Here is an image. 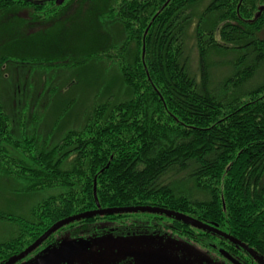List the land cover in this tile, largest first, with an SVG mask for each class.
Returning a JSON list of instances; mask_svg holds the SVG:
<instances>
[{
    "label": "trees",
    "instance_id": "trees-1",
    "mask_svg": "<svg viewBox=\"0 0 264 264\" xmlns=\"http://www.w3.org/2000/svg\"><path fill=\"white\" fill-rule=\"evenodd\" d=\"M202 1L106 0L95 15L119 28L120 44L100 56L117 63L127 98L95 104L53 146L17 136L0 103V177L37 198L27 214L0 211L16 226L0 242V264L83 214L32 252L56 235L87 240L107 230L176 235L220 259L263 264L264 79L255 80L264 69V0H210L189 37ZM51 5L0 0V14L38 23L55 17ZM210 52L235 58L217 66ZM0 58V66L12 59Z\"/></svg>",
    "mask_w": 264,
    "mask_h": 264
},
{
    "label": "rangeland",
    "instance_id": "rangeland-1",
    "mask_svg": "<svg viewBox=\"0 0 264 264\" xmlns=\"http://www.w3.org/2000/svg\"><path fill=\"white\" fill-rule=\"evenodd\" d=\"M209 1L195 6L196 16L186 32L189 37ZM105 3L106 0H64L59 5L53 2L55 17L38 23L0 14V54L12 58L0 66V103L17 136L34 137L40 146L45 143L51 147L66 132L79 129L95 104L107 97L115 102L127 98L117 63L100 56L108 47L120 44L119 28L105 27L95 15L105 8ZM192 44L189 39V49ZM217 53L207 54L209 62L217 66L235 58L231 53ZM110 54L117 56L118 52ZM190 66L194 72L196 52ZM222 69L211 70L214 83ZM262 79L264 69L255 82ZM16 190V182L0 177L2 213L27 214L28 207L37 199ZM15 230L14 223L0 219V242L12 237ZM101 232L90 234L82 251L58 264H226L215 253H207L176 235ZM71 241L56 235L46 246L15 264H35L39 257Z\"/></svg>",
    "mask_w": 264,
    "mask_h": 264
},
{
    "label": "water",
    "instance_id": "water-1",
    "mask_svg": "<svg viewBox=\"0 0 264 264\" xmlns=\"http://www.w3.org/2000/svg\"><path fill=\"white\" fill-rule=\"evenodd\" d=\"M62 1L63 0H55L57 5L61 4ZM263 9H264V7L260 8V10H263ZM143 54H144V46L142 47V56H143ZM95 188H96V182L94 180V182H93V197H94V200L96 202V205L98 206ZM91 214H93V213H89V215H91ZM85 215H88V214H83V215H80L77 217H72V218L62 220V221L56 223L55 225L50 227L35 243H33L31 246H29L27 249H25L23 252H21L19 255H17L13 259L9 260L6 264L17 263L22 258H24L28 254H30L34 250V248L37 245H39V243L44 238H46L53 230H55L58 226H60L64 223H67L71 220L81 218ZM87 243H88L87 240H74L73 242L71 241L69 243H64L59 248H57L56 250L49 251L46 254H44L42 257H39V260H37L35 262V264H58V263H61L65 260H67L68 258L74 256L75 254L79 253L80 251H82L87 246ZM247 251L249 253H251L248 249H247ZM251 254H253V253H251ZM223 256L228 261H230L232 264H236V262L234 260H232L227 254H223ZM259 261L264 264V261H262V260H259Z\"/></svg>",
    "mask_w": 264,
    "mask_h": 264
},
{
    "label": "flooded vegetation",
    "instance_id": "flooded-vegetation-1",
    "mask_svg": "<svg viewBox=\"0 0 264 264\" xmlns=\"http://www.w3.org/2000/svg\"><path fill=\"white\" fill-rule=\"evenodd\" d=\"M63 1H64V0H63ZM63 1H62V2H63ZM52 2L56 3L55 0H52ZM210 253H215V252L212 251V252H210ZM215 255H216V254H215ZM221 256H222L223 260L227 262L226 264H232L230 261H228L226 258H224L223 254H222ZM228 256H229V255H228ZM229 257H230V256H229ZM25 258H27V257H24V259H25ZM217 258L220 259L219 257H217ZM222 258H221V259H222ZM230 258L232 259V257H230ZM21 260H23V258H22ZM232 260H234V259H232ZM234 261L236 262V264H239V263H237L236 260H234Z\"/></svg>",
    "mask_w": 264,
    "mask_h": 264
},
{
    "label": "bare ground",
    "instance_id": "bare-ground-1",
    "mask_svg": "<svg viewBox=\"0 0 264 264\" xmlns=\"http://www.w3.org/2000/svg\"><path fill=\"white\" fill-rule=\"evenodd\" d=\"M35 242H36V241H35ZM35 242H34V243H35ZM5 264H6V263H5Z\"/></svg>",
    "mask_w": 264,
    "mask_h": 264
}]
</instances>
